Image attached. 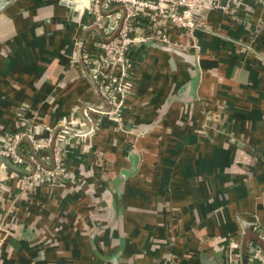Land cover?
Segmentation results:
<instances>
[{
    "label": "crops",
    "instance_id": "obj_1",
    "mask_svg": "<svg viewBox=\"0 0 264 264\" xmlns=\"http://www.w3.org/2000/svg\"><path fill=\"white\" fill-rule=\"evenodd\" d=\"M242 1L194 46L171 30L188 51L130 48L121 119L68 148L66 180L31 193L0 170V264H245L264 228V0ZM68 4L0 0V134L98 103Z\"/></svg>",
    "mask_w": 264,
    "mask_h": 264
},
{
    "label": "built area",
    "instance_id": "obj_2",
    "mask_svg": "<svg viewBox=\"0 0 264 264\" xmlns=\"http://www.w3.org/2000/svg\"><path fill=\"white\" fill-rule=\"evenodd\" d=\"M237 1L73 0L79 12L87 14L88 23L84 28L94 41L84 53L83 64L96 87L98 103L82 108L81 123L64 119L46 127L42 134L40 126L33 124L25 130L1 133L0 170L11 166L21 172L22 175H13L22 181L21 188L31 193L40 184H59L66 180L68 148L91 138L100 129L104 117L121 119L124 100L134 84L130 48L146 44L164 47L170 53L176 48L188 51L192 46L173 39L171 30L182 39L191 40L194 46L195 32L208 28V11L227 12ZM23 140L30 146L26 153L20 149ZM255 231L264 243V229L256 227ZM250 254L259 264H264V254L258 245L250 247Z\"/></svg>",
    "mask_w": 264,
    "mask_h": 264
},
{
    "label": "trees",
    "instance_id": "obj_3",
    "mask_svg": "<svg viewBox=\"0 0 264 264\" xmlns=\"http://www.w3.org/2000/svg\"><path fill=\"white\" fill-rule=\"evenodd\" d=\"M247 1L250 2V0H245V2H247ZM241 2L244 3L242 0H241ZM173 31H174V33H175L176 35H178V33H177L175 30H173ZM173 31H172V32H173ZM20 147H21L20 149L22 150V152H25V153H26L27 150L30 151V146H29L28 142L25 141V140L22 141ZM65 162H66V159H65ZM65 166H66V164H65ZM66 168H67V166H66ZM9 170L11 171V174L14 173V174L22 175L21 172L17 171L16 169H14V168L11 167V166H10V169H9ZM253 228H254V227H253ZM261 228H263V227H261ZM263 229H264V228H263ZM253 231H254V230H253ZM254 235H255V238L252 239L253 243H251V244L249 245L248 250H246L245 255H244V261H245V264H259L258 261H256V259H253V258L251 257V254H250V247H251L252 245H258V246L261 248L262 253L264 254V246H263L264 243L260 241L259 235H258V233H257L256 231H254ZM250 241H251V240H250ZM262 243H263V244H262Z\"/></svg>",
    "mask_w": 264,
    "mask_h": 264
},
{
    "label": "water",
    "instance_id": "obj_4",
    "mask_svg": "<svg viewBox=\"0 0 264 264\" xmlns=\"http://www.w3.org/2000/svg\"><path fill=\"white\" fill-rule=\"evenodd\" d=\"M62 1H65L66 4L72 6V7H75L76 8V11H79V8H78V5L76 3H73L71 0H62ZM124 130H133V129H128L127 127L123 128ZM136 130V129H135ZM137 131V130H136Z\"/></svg>",
    "mask_w": 264,
    "mask_h": 264
}]
</instances>
